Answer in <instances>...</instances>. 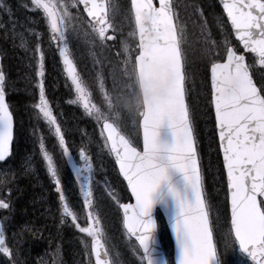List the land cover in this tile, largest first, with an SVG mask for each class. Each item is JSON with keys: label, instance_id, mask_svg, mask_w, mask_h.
<instances>
[{"label": "snow or ice", "instance_id": "obj_1", "mask_svg": "<svg viewBox=\"0 0 264 264\" xmlns=\"http://www.w3.org/2000/svg\"><path fill=\"white\" fill-rule=\"evenodd\" d=\"M219 5L223 40L213 41L205 57L210 79L208 114L210 119L214 116L226 178L227 218L222 225L219 216L212 219L205 189L186 87L190 74L185 29L172 0H129L122 9L127 35H123V23L114 21L117 5L107 0H30V10L42 16L49 47L54 45L58 51L62 72L75 94L70 103L96 122L103 149L126 185L119 193L108 192L122 210L123 235L127 237L126 253L118 252L113 258L94 202L93 158L81 147V166L73 163L64 131L46 96L43 38L33 33L38 98L33 97L32 111L38 121L46 123L56 142L50 152L41 137L39 154L58 195L61 225L70 222L82 234L79 264H172L157 251L158 210L174 239V264H226L229 253L237 254L243 264H264V0H219ZM0 9H7L3 0ZM85 14L91 29L86 35L91 38L93 84L102 97L97 103L90 90L93 85L78 71L69 42V25ZM193 14L203 17L195 6ZM117 39L120 47L115 66L109 63L113 78L109 89V73L95 49L110 51L108 42ZM255 72H259V80ZM125 111L139 129L137 140L118 126ZM13 141L14 113L7 99L6 76L0 71V163L10 159ZM56 148L79 185L85 225L79 223L81 211L66 195ZM8 171L0 175V210L6 212L12 209L13 180ZM5 188L9 189L7 196L2 194ZM125 195L129 202H121ZM61 252L57 246L51 261L40 258L38 264H62ZM21 256L20 233L13 231L9 236L0 223V264H28Z\"/></svg>", "mask_w": 264, "mask_h": 264}, {"label": "rangeland", "instance_id": "obj_2", "mask_svg": "<svg viewBox=\"0 0 264 264\" xmlns=\"http://www.w3.org/2000/svg\"><path fill=\"white\" fill-rule=\"evenodd\" d=\"M19 5H22L21 2L22 0H15ZM113 4L117 5L119 2H116L117 0H111ZM4 2V1H3ZM29 3V7H26L25 9V16L27 17L28 21L22 22L20 26H18L16 29L11 28L10 31L11 37L14 40V47L17 50V56L13 58V62L15 63V70L13 71L14 74H17L16 80H19V69L20 72L22 73V70L24 69V79L27 81L32 80L33 85L36 87L37 84V78L35 77L34 73V64L35 61L32 59L33 57V49L35 48V37L33 36V33H38L42 38H43V49L45 52V70H46V75L47 72L49 73L50 80H52L55 85H57V90H60V97L63 99L62 103L64 105H57L54 104V100H50V107L53 110L54 115L57 117L58 122L60 123L64 134L67 139V143L70 147V150L72 151V154L76 160V162L81 165V162L79 160V150L81 147H86L88 152L91 154L93 158V173H92V190L94 194V202L96 205V211L98 212L100 219H101V227L104 230L105 233V241L106 244L108 245L111 255L113 258H115L116 254L120 250L126 251L125 245L127 243V238L126 236L123 235V231L120 227L122 224L121 219L118 217L114 207L109 203V201H106L102 199L103 197H109L110 201H112V204L114 206L118 207V204L108 195L109 190L115 191L119 193L121 191V185L115 184L116 182V177H115V172L111 171L112 170V162L110 157L107 155V153L103 149V139L100 136V129L96 125V122L91 119L90 117L86 116L84 114V111L81 107L78 105H73L70 103L72 99H75V94L74 92L70 89L69 83L65 79V76L62 72V69L60 68V62H59V55L58 51H56L55 46L53 45L52 47H49L48 44V36H47V29L46 25L42 19L41 15L36 14L35 12L30 10V0H27ZM64 2L70 3L71 0H67ZM25 6L26 3H23ZM5 12L8 13V9H3ZM178 11V16L179 19L181 17V13L179 10ZM73 11V16L75 17ZM11 17V14L9 13V17ZM114 21H119L118 24L123 23L124 25V33L127 35V26L126 23L123 22V17L122 13L120 12V8H117L116 15L114 17ZM85 22L81 18H75L69 25V42H70V48L72 51H76L72 44L73 39L76 40V34L77 30H80V26L84 25ZM4 27V26H2ZM73 28H75V31H73ZM77 29V30H76ZM85 34L90 33L91 31L85 29L83 31ZM111 34V32L109 33ZM80 35L83 36V34L80 32ZM84 38H90L88 35H84ZM91 39V38H90ZM223 40V37H222ZM222 43V42H221ZM111 51H116L120 47V40L117 39L116 41H110L108 42ZM76 48L78 50H83L80 48V46L76 43ZM88 51L84 47L83 52L80 53L79 61L81 62V70L80 68L78 71L81 73V76L83 79H85L86 82L89 83V71H91L92 77L91 80H94L95 76V70L93 68V62L89 61L87 62L86 60V54L85 52ZM100 58L103 59L104 61V67L107 73H109L107 77V82L106 86L107 88L111 89L113 87V78L112 75L110 74L112 72V67H109V64H107V56L103 54V56L98 53ZM9 57V56H8ZM199 57H192L191 59L194 61ZM205 59V58H201ZM111 62V65L114 67L115 64L117 63V60L113 59ZM19 67V69H18ZM99 66L97 65V68ZM257 67H259L257 65ZM88 68V69H87ZM8 69V65L6 64L5 61H3L0 71H3L5 76H6V70ZM88 73V74H87ZM255 74L258 77L259 80V72H255ZM46 75L44 77V83L46 79ZM9 79L6 76V88H7V95L9 98L12 99L11 103L13 107H17L19 100L17 99L16 93L14 92L15 88H11L10 83L8 82ZM197 82V81H196ZM203 82H200V84ZM13 84V80L11 81V85ZM28 85V84H27ZM95 86V85H94ZM37 88V87H36ZM91 90V88H90ZM95 90H98V87L95 86ZM37 91V98H38V88L36 89ZM46 91V89H45ZM95 93V92H94ZM202 97L198 100L196 104V108H198V115H199V121H200V132L203 134H200L201 138L203 139V142L207 145L208 147V152H207V170H208V177H209V182H208V187L211 190V197L213 201H216L217 205L213 204L212 209V218L217 217V213L220 211V206H223L224 204V198H225V190L222 191L223 188V178H222V167L219 164L220 162L216 160V157L214 155V150L216 146V140H215V135H214V126L213 129L210 126V124H207V119L208 116L205 115L202 116V108H205V103L207 102V94L206 92H201ZM54 96L58 95L54 92ZM98 94L95 93L96 99L93 101L94 103H97L98 101ZM65 99V100H64ZM59 101V99H57ZM33 112V111H32ZM58 115H56V113ZM89 118V119H87ZM87 120H91L92 122H87ZM22 121H24L22 119ZM20 122L22 126L24 125L23 122ZM28 120L26 119V122ZM118 125L120 128L126 129L127 133L131 136L135 134V136L138 134V127L134 125L133 119L131 116L127 114V111H125L122 116L121 120L118 122ZM41 128L38 129V139L40 141V138L43 137L45 143L47 142L46 138H49V140L54 144L55 146V140L51 136V134L48 132V127L46 123L41 119L40 120V125ZM90 127L87 129V127ZM130 127V128H129ZM132 127H135V133ZM134 136V137H135ZM138 137V135H137ZM137 137L135 140H137ZM39 141L37 142V146L35 144L31 146H24L23 149L24 151L23 154H17L15 157H13L5 166H0V175L3 174L4 171H8L11 169H14L15 167H18L21 170H27V171H38L41 170L42 168L46 170L42 158L39 154ZM47 147V146H46ZM48 150L51 152L53 151L54 147H47ZM55 157L60 164V176H61V181L64 186L66 195L68 197V200L71 204L76 205L77 209L81 211V218L79 220V223L81 225L86 224V213H83L82 210V195L79 192V190L76 188L70 174L68 173L65 164L62 159V154H60L59 149L56 148L55 150ZM112 172V173H111ZM49 178V177H48ZM50 179V178H49ZM107 179V180H106ZM51 181V180H50ZM52 183V181H51ZM52 191L55 192L54 187L52 186ZM4 190H2V193ZM56 193V192H55ZM57 198L58 195L56 194ZM102 199V200H101ZM211 200V201H212ZM58 206H59V201H58ZM58 211V223H60V213H59V208H57ZM219 216V214H218ZM0 220L3 223L4 228L6 229V233L10 236L13 231L20 233V244H21V249H22V255L27 254L30 250L28 245H26L24 242L26 241V230L20 227L19 225H16L14 222V214L12 212H2L0 213ZM120 221V224H119ZM222 225V223H220ZM65 225H69L71 227H74L71 225L70 222L66 223ZM25 230V232H24ZM162 232V235L165 237V233L162 228L160 229ZM77 237L70 236L66 233L64 241L60 243L61 247V256H62V264H79V261L82 259V245L80 244V238L81 235L80 233H76ZM70 239V241H69ZM90 242V241H89ZM57 242H52L50 244L44 246L45 250L51 249V251H44L40 254H36L35 259L29 260L30 262H33L34 264H38V261L40 258H43L45 261H51L52 259V253L55 252L56 247L55 246ZM170 252V251H169ZM121 253V251H120ZM170 254V253H169ZM168 254V257L170 255ZM130 256H125V259L131 261ZM170 259V258H169ZM24 260V259H21ZM226 264H243V262L239 259L238 255H235L233 253H229V255L226 257Z\"/></svg>", "mask_w": 264, "mask_h": 264}, {"label": "trees", "instance_id": "obj_3", "mask_svg": "<svg viewBox=\"0 0 264 264\" xmlns=\"http://www.w3.org/2000/svg\"><path fill=\"white\" fill-rule=\"evenodd\" d=\"M203 1L204 0H194V3L197 6H201L204 4ZM13 2L14 0H6V3L10 5L12 12V21L10 23L7 22V27H2L5 22L6 16L0 10V54L3 56L4 61L8 65V69L5 73L9 79V83H11V80L13 78V71L16 68L15 63L13 62V58L17 56L15 54H17L18 50V48H15L17 46L14 47L13 45L14 40L11 37L10 31H8L10 28L9 26L14 23V25L18 27L22 22L27 21V17L25 16L26 7L23 5V3L29 5L27 0H22V5H19L17 2V4H14ZM203 6L205 7V5ZM215 10L217 11L216 7ZM193 17H195L194 14ZM210 29L212 28L210 27ZM201 30V28H196V39L200 41L203 39L201 35ZM205 31H207V28H204V32ZM196 50L198 51V49ZM199 50L200 52H202V46L199 47ZM202 67L203 65H196L195 68L198 71L199 69L201 70ZM19 72V78L23 77L22 73ZM200 97L201 95L199 93L194 95V97H191L190 94V96L188 97L190 109L194 110L196 108V103L198 102ZM8 102L11 105V101ZM17 107L21 109L24 113L26 112V110L28 112L29 109V112L31 113L30 107L28 108L24 104L23 99L18 102ZM29 121L33 122V128H31V131H34L36 126L34 119L30 118ZM29 131L30 126L27 129L23 128L21 130V143H23V140L29 139ZM36 132H38V127L35 130V133ZM35 135L34 137H36ZM20 147L21 146H19L18 149ZM16 149L17 146L14 145V153L16 152ZM18 149L17 151H20ZM8 176L10 179L13 180V183L11 184L10 188L12 211L16 219L15 223L23 229H27L26 242L30 244L31 241H33V245H37V243L43 244L47 241L45 240L46 236H48V240L51 241L54 234L51 228L54 227V225L52 220L53 213L52 210L49 208L48 202V197L51 195V182L48 178L47 173L41 170L32 172L27 170H21L18 167H15L14 169H11V171H8ZM3 190V195L7 196L9 194V189L5 188Z\"/></svg>", "mask_w": 264, "mask_h": 264}, {"label": "water", "instance_id": "obj_4", "mask_svg": "<svg viewBox=\"0 0 264 264\" xmlns=\"http://www.w3.org/2000/svg\"><path fill=\"white\" fill-rule=\"evenodd\" d=\"M218 2H219V0H218ZM85 16H86V14H85ZM217 140H218V138H217ZM218 146H219V141H218ZM65 159V158H64ZM73 159V158H72ZM221 160H222V157H221ZM66 161V160H65ZM73 163H74V161H73ZM1 164V163H0ZM66 164H67V167H68V169L70 170V172H71V174H72V176H73V178H74V174H73V172H72V170H71V166L67 163V161H66ZM117 171H118V169H117ZM122 178V177H121ZM75 180V179H74ZM76 182V181H75ZM77 183V182H76ZM77 185H78V183H77ZM78 187H79V185H78ZM121 213H122V210H121ZM161 213V212H160ZM162 214V213H161ZM122 216H123V213H122ZM162 217H163V215H162ZM164 218V217H163ZM164 221H165V224H166V226H167V229H168V232H169V235H170V238H171V241H172V245H173V262H174V260H175V244H174V239L172 238V236H171V231H170V228L168 227V225H167V221H166V219L164 218ZM157 251L164 257V255H163V252H162V248H161V246H160V243H159V239H158V244H157Z\"/></svg>", "mask_w": 264, "mask_h": 264}]
</instances>
